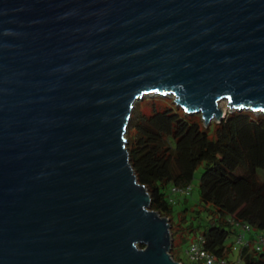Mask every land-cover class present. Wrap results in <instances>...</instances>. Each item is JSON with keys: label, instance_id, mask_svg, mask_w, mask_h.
<instances>
[{"label": "water", "instance_id": "obj_1", "mask_svg": "<svg viewBox=\"0 0 264 264\" xmlns=\"http://www.w3.org/2000/svg\"><path fill=\"white\" fill-rule=\"evenodd\" d=\"M153 95L264 114V0H0V264H178L125 138Z\"/></svg>", "mask_w": 264, "mask_h": 264}, {"label": "trees", "instance_id": "obj_2", "mask_svg": "<svg viewBox=\"0 0 264 264\" xmlns=\"http://www.w3.org/2000/svg\"><path fill=\"white\" fill-rule=\"evenodd\" d=\"M180 110L153 105L149 115L131 114L130 164L150 195V209L169 220L173 260L180 258L175 236H196L200 229L203 249L226 258L235 232L228 217L264 234V114L229 112L211 124V138V125ZM199 168L197 203L189 202L191 190L171 200L170 187H192ZM241 258L243 264H264V244L244 248Z\"/></svg>", "mask_w": 264, "mask_h": 264}, {"label": "built area", "instance_id": "obj_3", "mask_svg": "<svg viewBox=\"0 0 264 264\" xmlns=\"http://www.w3.org/2000/svg\"><path fill=\"white\" fill-rule=\"evenodd\" d=\"M190 190V185H172L170 187V199L174 200V196L178 195L179 197L188 196ZM227 221L233 224L235 232L230 253L226 258L215 257L204 250L202 236L196 235L195 239L184 248V257L179 258L178 264H243L241 251L244 248L250 247L258 250L264 244V234L255 232L247 223L234 221L231 217H228ZM236 252L237 255L232 256V253Z\"/></svg>", "mask_w": 264, "mask_h": 264}, {"label": "rangeland", "instance_id": "obj_4", "mask_svg": "<svg viewBox=\"0 0 264 264\" xmlns=\"http://www.w3.org/2000/svg\"><path fill=\"white\" fill-rule=\"evenodd\" d=\"M221 106L219 107L223 113V116H226L227 113L230 112L229 108L227 107V102L225 100H221ZM156 105L157 107H164V106H168L174 109H181L180 111H183L184 114H187L181 107L177 106L176 103L174 102L173 97L171 96H159V95H153V96H144L141 100H139L137 103H135V107L132 110V113H137V114H146L149 115L151 113L152 110V106ZM257 114V113H254ZM189 115H194V116H200L201 114H189ZM202 118V117H201ZM131 120V119H130ZM130 122V121H129ZM213 122H216L215 119L210 120L209 123L205 124L206 126H210L211 124H213ZM129 128V125H128ZM127 128V129H128ZM212 128L213 125H211L209 133H210V137L214 138V134L212 133ZM135 134L134 128L130 127L128 129V136L129 138H133ZM125 138L127 139V134H125ZM201 168L197 169L194 172V176L193 179L191 181V194L188 196L189 197V202L191 204H195L198 201V182H199V177L201 174ZM178 207V205L176 206V208ZM201 229L197 232V234L199 235L201 233ZM195 239L194 235L191 236H185V237H179V236H175L174 238V246H175V253L178 255V257H184V248ZM237 255L236 253H232V256Z\"/></svg>", "mask_w": 264, "mask_h": 264}, {"label": "bare ground", "instance_id": "obj_5", "mask_svg": "<svg viewBox=\"0 0 264 264\" xmlns=\"http://www.w3.org/2000/svg\"><path fill=\"white\" fill-rule=\"evenodd\" d=\"M220 106H221V102L218 103V107H220Z\"/></svg>", "mask_w": 264, "mask_h": 264}, {"label": "clouds", "instance_id": "obj_6", "mask_svg": "<svg viewBox=\"0 0 264 264\" xmlns=\"http://www.w3.org/2000/svg\"><path fill=\"white\" fill-rule=\"evenodd\" d=\"M169 254H170V252H169ZM171 255V254H170ZM172 257V256H171Z\"/></svg>", "mask_w": 264, "mask_h": 264}]
</instances>
